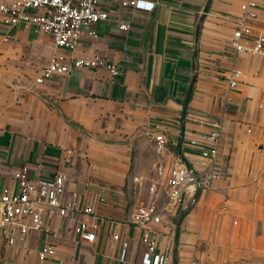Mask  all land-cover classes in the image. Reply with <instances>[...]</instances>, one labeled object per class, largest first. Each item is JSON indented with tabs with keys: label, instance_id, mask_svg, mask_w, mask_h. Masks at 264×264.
<instances>
[{
	"label": "crops",
	"instance_id": "obj_1",
	"mask_svg": "<svg viewBox=\"0 0 264 264\" xmlns=\"http://www.w3.org/2000/svg\"><path fill=\"white\" fill-rule=\"evenodd\" d=\"M154 1L148 11L103 0L108 19L75 49L0 21V192L16 188L14 174L24 167L31 179L67 174L76 209L47 219L60 235L58 255L66 264H141L144 229L131 213L150 203L153 188L138 184H157V166H171L176 156L203 170L201 150L210 144L211 122L221 119L222 176L198 189L194 202L186 196L162 211L151 225L157 250L169 255L168 264H199L200 239L220 233L236 250L227 264H264V55L236 53L231 45V18L245 0ZM255 24L264 31L263 7ZM95 54L114 60L119 74L82 68L36 82L55 56ZM234 68L243 75L231 87ZM159 124L164 150L154 137ZM89 204L92 212H83ZM81 220L93 225V242L75 233ZM45 236L32 232L29 250L0 237V264H57L39 258Z\"/></svg>",
	"mask_w": 264,
	"mask_h": 264
},
{
	"label": "built area",
	"instance_id": "obj_2",
	"mask_svg": "<svg viewBox=\"0 0 264 264\" xmlns=\"http://www.w3.org/2000/svg\"><path fill=\"white\" fill-rule=\"evenodd\" d=\"M121 7H133L141 10H152L154 0H113ZM103 0H0V21L8 28L33 29L37 33L49 35L54 44L61 48L75 49L83 34L96 36L97 24L108 19L109 13ZM264 8L258 0H245L240 13L231 18L234 25L232 48L236 53L250 52L264 55V31L256 24L259 10ZM128 23H122V29H128ZM11 38L7 31L4 39ZM105 68L112 75L119 74L118 64L103 55L91 57H53L44 65L36 76V82H44L55 74H67L75 69ZM242 70L234 68L227 76L231 87H236ZM212 130L208 134L210 144L201 150V155L208 160L203 170H197L182 157L176 156L171 166L160 164L156 173L165 184L167 202L159 206L155 202L136 206L131 213L132 220L143 230L141 264H168L169 255L157 250V239L151 225L162 221V211L173 209L182 203L186 196L195 201L198 189H208L213 181L222 176L219 167V143L223 135V120L211 122ZM154 137L159 150L167 147L168 140L161 124ZM251 130V129H249ZM1 161V156H0ZM16 188L0 192V237L5 246H20L23 250L30 248L32 232L46 231V236L38 249L41 261L55 259L57 264H66V259L58 255L56 240L60 237L47 223L53 215L67 216L70 210L76 209V202L67 197L69 177L65 173L31 179L26 167L15 172ZM135 176L134 180L139 181ZM92 212V206L82 209ZM82 239L93 242L96 232L93 225L85 220L79 221L74 228ZM127 246L123 248L121 258L125 259Z\"/></svg>",
	"mask_w": 264,
	"mask_h": 264
},
{
	"label": "rangeland",
	"instance_id": "obj_3",
	"mask_svg": "<svg viewBox=\"0 0 264 264\" xmlns=\"http://www.w3.org/2000/svg\"><path fill=\"white\" fill-rule=\"evenodd\" d=\"M153 182L157 184H138L139 187H152L153 191H150V203L155 202L159 206H164L167 202V195L165 192V184L161 178H159L156 175V178L152 180ZM148 195V193L146 194ZM149 199L147 198L146 201ZM167 209H165V212ZM170 215V214H169ZM177 221V219H175ZM219 235H207L202 237L200 240V251L202 253V257H200L199 264H227L228 263V257L229 254L231 255V252L236 251L234 248L230 247V244L232 242L233 238L226 237V236H220ZM234 244V242H233ZM236 247V244H234ZM240 255H243V252ZM243 260H245L244 257H242Z\"/></svg>",
	"mask_w": 264,
	"mask_h": 264
},
{
	"label": "trees",
	"instance_id": "obj_4",
	"mask_svg": "<svg viewBox=\"0 0 264 264\" xmlns=\"http://www.w3.org/2000/svg\"><path fill=\"white\" fill-rule=\"evenodd\" d=\"M199 196V192H197V194H196V197H198Z\"/></svg>",
	"mask_w": 264,
	"mask_h": 264
}]
</instances>
